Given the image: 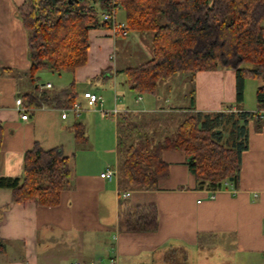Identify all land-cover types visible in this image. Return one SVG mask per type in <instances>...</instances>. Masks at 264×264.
Instances as JSON below:
<instances>
[{
    "label": "crops",
    "instance_id": "crops-1",
    "mask_svg": "<svg viewBox=\"0 0 264 264\" xmlns=\"http://www.w3.org/2000/svg\"><path fill=\"white\" fill-rule=\"evenodd\" d=\"M25 2L0 0V69L21 74H0V122L4 127L0 177L22 178L24 156L38 143L45 150L62 148L70 161L72 186L62 193L56 207L14 203L11 190L0 189V264H110L111 259L116 264H169L163 256L168 249L184 250L176 255L184 257L181 264H264V127L257 131L250 123L249 148L242 154L239 184L216 192L214 199L211 191L197 187L182 152L164 153L170 170L159 190L130 191L128 198L119 196L118 178L111 182L101 178L107 169L118 168V117L151 113L153 108L149 103L143 110H134L125 101L134 92L122 72L128 67H120L117 62L121 59L118 50L147 52L146 59H151L152 49L139 46L145 36L139 33L122 37L114 36L111 29L90 30L84 66L72 73L42 70L36 74L40 91L51 98L59 97V101L34 109L27 104L33 92L32 82L25 75L31 68L28 34L18 15V7ZM44 72L51 75L42 81ZM173 78L179 85H195L197 111L218 112L227 105L236 109L237 79L232 69ZM49 84L51 88L46 87ZM109 86L115 92L110 99L107 91L99 94ZM70 90L76 93L75 103L81 111L78 116L69 113L63 119L60 103ZM86 92L102 96L104 108L107 104L106 110H117V116H104L99 106L90 107L84 98ZM17 99L24 103L28 120L22 119ZM166 101L170 103V99ZM139 102L144 99H136V107ZM191 105L190 97L183 109ZM241 106L246 112L259 110L258 104ZM79 122L86 127L88 142L84 145L76 143L72 130ZM121 202L156 205L158 230L124 231L119 218Z\"/></svg>",
    "mask_w": 264,
    "mask_h": 264
},
{
    "label": "trees",
    "instance_id": "trees-1",
    "mask_svg": "<svg viewBox=\"0 0 264 264\" xmlns=\"http://www.w3.org/2000/svg\"><path fill=\"white\" fill-rule=\"evenodd\" d=\"M120 8L129 32L151 34V59L122 71L134 93L155 96L159 85L175 75L193 78L199 72L217 69H232L237 79L236 109L197 111L194 87L188 109L166 117L120 115V191L159 190L170 170L163 158L166 152L186 155L201 190L219 192L230 185L237 187L242 154L249 148V125L253 123L257 131L264 127V0H26L18 7V15L28 34L31 68L25 75L33 87L28 106L38 109L59 101V97L40 91L36 74L42 70L72 73L84 66L89 31L110 29L102 15L117 13ZM0 74L21 75L11 69H0ZM247 79L263 81L256 93V112H246L241 106ZM75 98L74 91L67 92L61 108H71ZM72 130L77 144L88 142L83 123H75ZM3 138L0 122V151ZM71 175L70 161L62 148L45 150L36 143L24 156L23 177H0V189L11 190L14 203L56 207L62 193L72 186ZM119 218L120 227L127 232H155L159 227L154 204L130 206L121 202Z\"/></svg>",
    "mask_w": 264,
    "mask_h": 264
},
{
    "label": "rangeland",
    "instance_id": "rangeland-1",
    "mask_svg": "<svg viewBox=\"0 0 264 264\" xmlns=\"http://www.w3.org/2000/svg\"><path fill=\"white\" fill-rule=\"evenodd\" d=\"M117 21L119 23H125V15L123 10L120 8L117 10ZM124 20V21H123ZM141 47H144V49L147 47L151 48V34L147 33L145 36L142 38V43H140ZM138 46V47H139ZM140 49V47H139ZM118 55L121 57V59H117V62L120 64V67H138L142 65L143 63L149 61L150 59H146L147 52L144 53H138V52H133L130 53L129 50H125L124 52H121L118 50ZM118 57V58H119ZM51 74L49 72H44V79L43 76L41 80H47L46 78L49 77ZM68 74H65V77ZM124 77V76H123ZM46 82V81H45ZM55 84V83H54ZM263 84L262 80H254V79H247L245 81L244 85V102L243 105H246L247 107L252 104H257V89ZM195 87L192 82H187L184 83L183 85H179L178 79L176 78H170L166 82H163L159 85L158 88V94L155 96L152 95H141L139 96L138 94L134 93V96H128L125 101L127 100L129 105L134 109V110H143V107L146 108L147 104L151 103L152 104V114H158V117H166L169 116L171 112L173 111H180L183 108L187 107V104L189 103L190 100V94L193 88ZM107 91L108 98L110 99L111 96L115 95L114 89L112 87H108L106 89H101L99 91V94H104V92ZM120 91H122V88H120ZM126 91V90H125ZM98 92V91H96ZM129 93L128 91H126ZM121 93H118L116 96H120ZM132 94V93H130ZM102 97V96H101ZM115 97V96H114ZM113 97V98H114ZM117 97V98H118ZM169 97V98H167ZM123 98V97H122ZM138 98L144 99V102H139L140 105L136 107L135 100ZM167 99H170V103H167ZM114 100V99H113ZM155 102V105L153 104ZM121 102H123V99H121ZM120 102V103H121ZM119 103V104H120ZM118 104V107H119ZM236 104V103H235ZM106 109L108 108L107 104H105ZM232 106V105H227L225 107ZM149 109L151 106L148 107ZM114 117V116H112ZM98 162V159L96 160ZM184 250H178V249H168L167 251L164 252V260L165 261H170L169 264H172V261L179 262L178 259H180L179 264H181L182 260H185L184 257L176 256L180 255Z\"/></svg>",
    "mask_w": 264,
    "mask_h": 264
},
{
    "label": "built area",
    "instance_id": "built-area-1",
    "mask_svg": "<svg viewBox=\"0 0 264 264\" xmlns=\"http://www.w3.org/2000/svg\"><path fill=\"white\" fill-rule=\"evenodd\" d=\"M102 19L104 21L110 23V25H111L110 29H111L114 36L127 37L129 35V31L126 29V24L125 23H119L116 20V11H113L112 13L103 14ZM46 87L51 88V85L49 84ZM84 98L87 100V103L90 107L99 106L101 111H102V114L104 116H109V115L117 116V114H118L117 110L110 112L104 108V100L100 95L94 94L91 92H86L84 94ZM139 99H141V98H139ZM16 105L19 108H22V112H23L22 119L28 120L29 116H28L27 111L23 107V103H22L21 99L16 100ZM80 111H81V106L79 104L75 103L71 108L63 110L62 118L66 119L68 117L69 113H73L74 115L78 116ZM261 114H264V112L262 111ZM101 178L105 179L109 182L114 181L118 178V171L116 169L109 168L104 173L101 174ZM215 193H216V191H212V195H211L212 199L215 198V195H214ZM118 194H119V196H121L123 198H128L130 196L131 192L130 191H125V192L119 191ZM116 263H117L116 260L111 259L110 264H116Z\"/></svg>",
    "mask_w": 264,
    "mask_h": 264
}]
</instances>
